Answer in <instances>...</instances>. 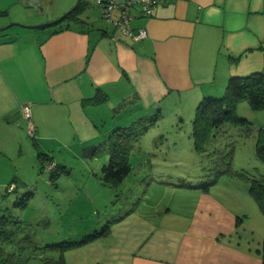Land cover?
I'll return each mask as SVG.
<instances>
[{
  "label": "crops",
  "instance_id": "0c3cea01",
  "mask_svg": "<svg viewBox=\"0 0 264 264\" xmlns=\"http://www.w3.org/2000/svg\"><path fill=\"white\" fill-rule=\"evenodd\" d=\"M75 1L45 0L38 12L24 0H0V27L11 22L40 24ZM84 2L60 30L20 26L0 34V157L19 153L21 143L28 141L31 131L23 104L29 105L34 134L45 118L58 133V122L64 118L94 138L104 117L99 113L103 105L112 113L128 111L113 118L111 127L134 119L141 109L162 110L169 101H177L175 113H181L185 103L191 111L203 96L223 93L230 75L264 68V0H159L150 15L134 12L132 27L147 30L140 40L116 29L95 0L103 20L97 23L95 9ZM117 15L115 11L113 16ZM103 93L104 101H91ZM178 118L184 120L182 115ZM160 185L169 188L164 182ZM7 186L18 191L17 183ZM178 188L203 190L191 185ZM229 202L200 194L186 215L180 206L172 210L141 200L107 218L108 234L58 251L57 261L264 264V250L255 251L241 235H231L235 211Z\"/></svg>",
  "mask_w": 264,
  "mask_h": 264
},
{
  "label": "rangeland",
  "instance_id": "374dc122",
  "mask_svg": "<svg viewBox=\"0 0 264 264\" xmlns=\"http://www.w3.org/2000/svg\"><path fill=\"white\" fill-rule=\"evenodd\" d=\"M87 2L88 8L95 9L96 22L103 23L95 0ZM60 15L41 23L53 21ZM36 24L39 23L25 25ZM19 27L13 25L0 34ZM48 27L45 29L56 28L58 24ZM177 106V101H169L162 110L156 106L146 113L161 115L134 142L130 153L131 170L116 188L102 184L100 179L101 166L108 159L102 133L106 136L113 118L120 119L127 110L112 113L101 106L99 113L104 117L98 121L100 125L95 129L94 138L88 137L84 129L72 127L64 118L58 122L60 128L56 133L53 122L45 118L37 134H28V141L21 143L19 153L9 152L0 157V165L4 166L0 171V182H4L0 186V212L9 208L20 225L18 228L14 224L10 226L15 232L14 240L1 242L4 250L17 254L20 242L29 243L21 250L22 257L26 258L24 264H57L59 248L48 244L76 240L94 229L101 230L107 218L124 210L122 203L130 202L132 206L140 200L159 202L163 208H185L186 215H190L200 194L226 203L230 200L228 204L235 211L236 228L231 235H241L243 243L255 251L264 250V214L249 194L251 181L245 177L264 183V161L255 154V135L264 128V107L253 108L247 100L240 99L235 111L249 121V128L224 123L221 129L225 132L219 131L215 141L217 150L206 157L193 148L191 120L195 108L188 111L185 103L181 113H175ZM180 115L184 116L183 121H179ZM38 153L46 155L43 170L39 169ZM47 160L63 167L49 168ZM14 166L17 170H13ZM228 167L230 172L225 171ZM51 173L58 175L51 177ZM8 182L17 183L18 191L6 193ZM162 182L169 188L160 185ZM180 185L209 189H179ZM26 192L29 193L23 199L25 204L14 205L17 199L22 201Z\"/></svg>",
  "mask_w": 264,
  "mask_h": 264
},
{
  "label": "trees",
  "instance_id": "16d2710c",
  "mask_svg": "<svg viewBox=\"0 0 264 264\" xmlns=\"http://www.w3.org/2000/svg\"><path fill=\"white\" fill-rule=\"evenodd\" d=\"M84 3L85 2L81 0L79 6L66 16L64 19L65 21L63 20L65 23H62L63 21L59 22L57 28L60 30L61 28L67 27V20L77 14ZM105 99L106 95L103 93V97L98 98L94 96L91 98V101L97 103ZM240 99L247 100L253 108L264 107V68L248 74L230 75L225 84L222 96H203L199 99L191 120V138L193 148L196 152L206 157L212 156L211 154L217 150L215 141L224 123H229L230 126L234 127L242 126L247 127V129L249 128V121L244 117L238 116L235 111L236 103ZM147 112L149 111L141 109L139 115L134 119H130L122 125H115L110 128L106 136L104 135V144L108 159L107 162L101 166L100 179L102 184L116 188L129 174L131 170L130 153L134 147V142L138 140L139 136L148 126L154 125L160 117V113L158 112L152 115L146 114ZM211 145L213 146L212 148ZM255 154L259 160L264 161V128L259 129L255 135ZM45 160L46 155L38 153L40 170H43ZM47 161H49V168L54 166L63 167V165L59 166L57 163L53 164L52 160ZM225 171L230 172L229 167ZM158 174L162 175L161 172ZM57 175L58 173H51V177ZM245 177L251 181L248 189L249 194L256 202L261 213L264 214V183L255 178ZM203 189L207 190V187L203 186ZM12 190L13 188L8 190V186L5 188L6 193L12 192ZM28 193L29 192L24 193L23 198H21L22 201H18L17 199L13 204L24 205L25 200L23 199L27 198ZM135 204L133 203L132 206H130L131 204L128 202L127 204L122 203V206L124 210H129ZM109 221H111V219H106V223L102 226L101 230L94 229L89 233L83 234L78 240H63L54 244H48L47 246L57 247L59 248L58 251H62L74 245L83 244L93 238L108 234L110 231ZM18 223L19 221L11 214L9 208L3 209L0 212V264H24L26 260V258L22 257L21 250L26 248L29 243L22 244L20 242L18 245L20 252L17 254L13 251L4 250L1 244V242L8 243L14 240L15 232L10 226L14 224V227L18 228L20 227ZM23 238L24 237H22V239ZM22 239H20V241ZM57 263L60 264L59 260Z\"/></svg>",
  "mask_w": 264,
  "mask_h": 264
},
{
  "label": "built area",
  "instance_id": "2783aa9c",
  "mask_svg": "<svg viewBox=\"0 0 264 264\" xmlns=\"http://www.w3.org/2000/svg\"><path fill=\"white\" fill-rule=\"evenodd\" d=\"M159 0H97L101 6L102 15L112 21L115 28L124 34L130 35L135 40L143 39L147 36L145 27L140 26L133 28L131 21L134 17V12L137 11L142 15H150L153 7ZM117 11L118 15L113 16ZM22 111L29 118V128L32 133L33 128L30 120V110L28 104L22 105ZM11 188V187H10Z\"/></svg>",
  "mask_w": 264,
  "mask_h": 264
},
{
  "label": "water",
  "instance_id": "95a60500",
  "mask_svg": "<svg viewBox=\"0 0 264 264\" xmlns=\"http://www.w3.org/2000/svg\"><path fill=\"white\" fill-rule=\"evenodd\" d=\"M24 1L27 5L31 6L32 9H34L35 11H38V12L43 11L45 0H24ZM80 2H81V0H76L70 9L65 11L62 15H60L58 18L54 19L53 21L46 22V23H40V24H36V25H25V24H21L19 22H11V23H8V24L0 27V31L5 30V29H7L13 25L26 27V28H40V27H45V26H49L51 24L58 23V22L62 21L70 12L75 10L79 6Z\"/></svg>",
  "mask_w": 264,
  "mask_h": 264
}]
</instances>
